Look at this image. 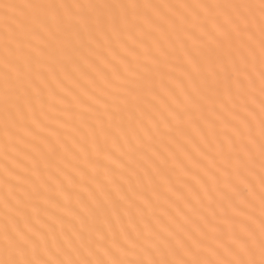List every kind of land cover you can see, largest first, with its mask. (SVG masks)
Returning a JSON list of instances; mask_svg holds the SVG:
<instances>
[{
    "label": "snow or ice",
    "instance_id": "obj_1",
    "mask_svg": "<svg viewBox=\"0 0 264 264\" xmlns=\"http://www.w3.org/2000/svg\"><path fill=\"white\" fill-rule=\"evenodd\" d=\"M0 264H264V0H0Z\"/></svg>",
    "mask_w": 264,
    "mask_h": 264
}]
</instances>
